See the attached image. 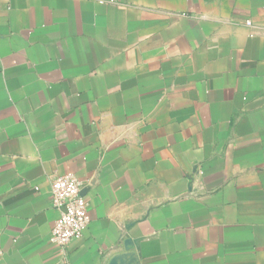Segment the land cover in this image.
Returning <instances> with one entry per match:
<instances>
[{
  "label": "crops",
  "instance_id": "crops-1",
  "mask_svg": "<svg viewBox=\"0 0 264 264\" xmlns=\"http://www.w3.org/2000/svg\"><path fill=\"white\" fill-rule=\"evenodd\" d=\"M0 264H264V0H0Z\"/></svg>",
  "mask_w": 264,
  "mask_h": 264
},
{
  "label": "built area",
  "instance_id": "built-area-1",
  "mask_svg": "<svg viewBox=\"0 0 264 264\" xmlns=\"http://www.w3.org/2000/svg\"><path fill=\"white\" fill-rule=\"evenodd\" d=\"M246 25L250 26V22ZM51 199L58 218L52 228L50 242L65 253L68 244L81 239L90 225L89 203L82 182L74 174L54 178Z\"/></svg>",
  "mask_w": 264,
  "mask_h": 264
}]
</instances>
